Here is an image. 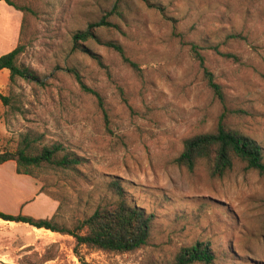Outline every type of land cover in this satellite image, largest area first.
I'll return each instance as SVG.
<instances>
[{
    "label": "rangeland",
    "instance_id": "374dc122",
    "mask_svg": "<svg viewBox=\"0 0 264 264\" xmlns=\"http://www.w3.org/2000/svg\"><path fill=\"white\" fill-rule=\"evenodd\" d=\"M12 1L30 9L22 12L17 62L36 78L10 80L0 71L8 98L7 105L0 100V151L28 135L35 148L57 143L82 160L74 168L34 167L32 175L0 166V211L73 228L122 197L153 220L146 244L124 253L85 245L74 251L71 235L0 225V264H173L181 247L198 241L213 252L210 264H264V177L238 162L219 178L204 162L192 170L174 162L184 138L213 130L223 112L264 157V0ZM115 2L119 13L108 19L116 26L92 30L101 42L122 45L139 70L94 38L74 43ZM7 34L0 23V38ZM191 43L222 86V101ZM71 70L101 96L107 121Z\"/></svg>",
    "mask_w": 264,
    "mask_h": 264
},
{
    "label": "trees",
    "instance_id": "16d2710c",
    "mask_svg": "<svg viewBox=\"0 0 264 264\" xmlns=\"http://www.w3.org/2000/svg\"><path fill=\"white\" fill-rule=\"evenodd\" d=\"M4 1L21 12L30 11L27 6H17L12 0ZM118 9L119 3L115 2L113 8L100 19L89 23L86 29L77 31L73 35L74 43L94 38L114 50L124 63L134 70H139L137 63L126 55L122 45L114 41L101 42L92 30L97 27H115L116 24L108 19V15L112 12L119 13ZM235 36L236 34L231 35V37ZM81 42L77 43L80 47ZM23 48L24 46L18 43L12 50L0 55V69L5 68L9 71L10 80H13L16 76L23 79L36 78L31 69L17 62V57L23 51ZM212 48L224 57L235 61L239 60L236 54L221 52L217 45L212 46ZM200 49L199 45L190 44V52L197 61L204 80H206L214 95L222 101V86L215 81L212 71L206 66ZM71 71L82 90L95 95L104 120L107 121V113L101 96L96 91L88 88L76 71ZM0 100L4 105H7V96L0 93ZM224 118L225 113L223 112L218 117L213 130L184 138L182 150L175 157L174 162L188 170H192L198 163L204 162L209 175L217 178L224 176L238 162L243 164L245 169H254L264 177V157L261 146L250 136L227 125ZM8 160L15 162L16 173L32 175L31 170L34 167L49 165L62 169L74 168L75 165L80 164L82 158L73 153L63 152L62 146L57 143L35 148L31 138L28 135H22L15 149L0 151V163ZM111 184L118 195L121 196L119 184L116 181L111 182ZM0 219L27 223L37 228H45L61 234L71 235L74 239V251H77L80 245H85L88 248L105 252L124 253L146 244L153 215L145 212L139 206L128 203L121 197L115 201L98 205L89 216L79 220L73 228L56 224L52 221V217L37 218L21 212L12 214L0 211ZM213 260L214 254L207 242L198 241L192 245L181 247L174 257L173 264H193L195 262L210 264ZM82 263L85 264V262Z\"/></svg>",
    "mask_w": 264,
    "mask_h": 264
},
{
    "label": "crops",
    "instance_id": "0c3cea01",
    "mask_svg": "<svg viewBox=\"0 0 264 264\" xmlns=\"http://www.w3.org/2000/svg\"><path fill=\"white\" fill-rule=\"evenodd\" d=\"M22 18H23V14L20 10L14 8L12 5L7 4L4 0H0V23L3 29L5 28V26H7V29H8V34L6 36L2 35V38H0V55L12 50L18 44L19 37H20V31H21ZM0 71L3 73L4 78H6L7 76L9 77V72L7 69L3 68V69H0ZM5 81L6 80H4L3 82ZM4 129L5 128L3 127V116H2V112H0V133L3 132ZM6 165H10L11 170H13V167H14V170H15V162L13 160H8L3 163H0V166H6ZM16 174L20 175L18 173ZM22 179H25V177L19 178V180H22ZM51 208L54 209L55 205L52 204ZM51 215L52 213L49 214V216ZM0 225H4L7 227L8 226L14 227L16 230L18 229L19 231H30L32 233L50 231L45 228H37V227L31 226L27 223L6 221L3 219H0ZM50 232L58 233L54 231H50Z\"/></svg>",
    "mask_w": 264,
    "mask_h": 264
}]
</instances>
